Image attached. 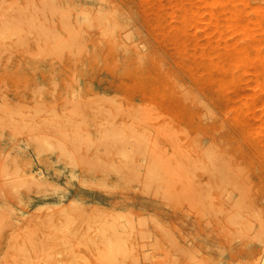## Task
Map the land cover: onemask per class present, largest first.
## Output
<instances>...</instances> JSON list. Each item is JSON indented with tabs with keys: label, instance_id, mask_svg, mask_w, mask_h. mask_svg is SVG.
I'll return each instance as SVG.
<instances>
[{
	"label": "rangeland",
	"instance_id": "374dc122",
	"mask_svg": "<svg viewBox=\"0 0 264 264\" xmlns=\"http://www.w3.org/2000/svg\"><path fill=\"white\" fill-rule=\"evenodd\" d=\"M194 168L264 204V0H0V264L254 262Z\"/></svg>",
	"mask_w": 264,
	"mask_h": 264
},
{
	"label": "bare ground",
	"instance_id": "6f19581e",
	"mask_svg": "<svg viewBox=\"0 0 264 264\" xmlns=\"http://www.w3.org/2000/svg\"><path fill=\"white\" fill-rule=\"evenodd\" d=\"M39 31H40V28H39ZM69 37L71 38L72 36L69 35ZM107 129H108V131H107ZM107 129L103 130V131L106 132V133L104 132L103 136H102V133H101V135L98 137V140H99L100 137H102L101 140H99V141H101V143H103L102 145H104V144L105 145H109L110 143L109 142H105V141H107V140L110 141V139L112 141L113 139L111 138V136H114V135H115V137H121L122 136V134L120 132H118V135H121V136H118V135L116 136L117 131H118L116 129H115L116 133H115V130L113 132L115 134L110 132L111 128L110 129L107 128ZM112 130H113V128H112ZM103 131H101V132H103ZM137 136L139 137V135L134 136V138L137 139L136 143H134L135 144L134 146H135V149L136 148L137 149L140 148V150H141L142 146H140V145H142L141 144L142 142L140 140H138V139H140V137L137 138ZM56 137H58V135H56ZM75 137L76 136H74V139L76 140L77 137L76 138ZM106 137L110 138V139L105 140ZM72 138H73V136H72ZM102 139H104L105 141L102 140ZM119 139H122V138H119ZM115 140H116V138H115ZM99 141H98V143H100ZM138 142L140 143L139 147L137 145ZM112 143H113V141H112ZM116 143L117 142H115L113 144L115 145ZM152 149L155 150V148H152ZM157 151H158L157 149L155 150V152L152 151L153 153H155L154 156L152 155L153 153L150 151L151 152V157L149 156V158L151 159L153 157V159H154L153 161L154 162L162 160L163 163L161 161V164H160V161H159V164L157 162L156 163L157 165H156L152 161V159L149 160L150 164L148 163V165H150L149 166L150 168L147 166L146 174L150 178H151V175L153 173L157 174L160 168H161V172L164 169L165 170L163 172H166V163L164 164V162H166V161H164V159H161V158L158 160V157L156 156V152ZM157 154H159V152ZM155 156H156V158H155ZM158 156H160V155H158ZM155 159H157V160H155ZM209 160L211 161L212 158L209 157ZM153 164H155L157 167H151V166H153ZM178 165H179V163H178ZM159 166H160V168H159ZM177 167H179V166H177ZM148 168L150 169V171L152 170V172H150V175H149ZM156 168H158V169H156ZM155 169H156L157 172L155 171ZM177 169H178V172H180L181 175L183 173V170H185V168H180V171H179V168H177ZM200 169H202V168H194V209L195 210H196V208L200 209V207H202V205H203L204 200L206 199L208 204L211 207H213L215 214L217 215V217L220 220L219 222L221 224V227H219V229H220L219 233H221V235L224 236V240L223 239L212 240V244H211L212 249H213L212 250V254L216 255L217 250H220V252H222L220 254L221 258H227L229 260L228 262H233V261H236V260L246 259V260H255L254 262H252L250 264H264V215H263V213H264L263 212L264 211L263 210L264 204L262 202L263 196H261V194L257 195V196H255V195L249 196V195H247L248 192H247V194H245V193L244 194L243 193L239 194L238 197H236L237 198L236 200H235V198L230 196L231 194H229L228 190H229V188H231V189L234 188L235 185H234V183L232 184V180L234 181V179H232V180L230 179L232 177H231V174H230L231 169L229 170V168H219V170H215L216 175L213 174V173H210V175L207 176V182L209 183V185H207V190H205V189L202 188V185H201V183H202L201 175L202 174L200 172L199 173H195L196 170L198 171ZM232 169L234 170L235 168H232ZM167 171H169V172L171 171L172 174L176 173V171H174L172 168H170V169L168 168ZM234 172H236V171H234ZM177 174H179V173H176L175 175H177ZM259 174H261V173H259ZM250 175H251V173H250ZM152 176H154V174ZM241 176H243V175H241ZM251 176H253V175H251ZM154 178H156V175H155ZM233 178H234V176H233ZM243 178H244V176H243ZM244 179H246V177ZM243 181L244 180H242V182L241 181L240 182H241V185L244 186L247 183H245L246 180L244 182ZM250 182H252V181H250ZM238 183L239 182H237V184ZM248 186L249 185H247V187ZM258 190H259V188H258ZM225 193H227V194H225ZM215 228H218V227L215 226ZM227 233L228 234L231 233L229 235H232V236H229L230 238L226 237V235H228ZM252 242L259 243V246L261 245L262 251L260 252V255H259V252L257 254L256 251H255V253H253L252 248H254V250H256L255 247L257 245L255 247H253ZM119 246H120V243H119L118 237L117 236H112L111 239L107 241V243H104V249H102L97 254L98 262L100 264L112 263V261H113L112 258H113V256H115L114 254H117V253L121 252V249H120ZM225 252H228V254L225 255ZM216 264H218V263H216Z\"/></svg>",
	"mask_w": 264,
	"mask_h": 264
}]
</instances>
